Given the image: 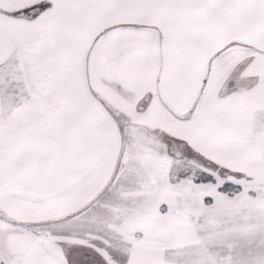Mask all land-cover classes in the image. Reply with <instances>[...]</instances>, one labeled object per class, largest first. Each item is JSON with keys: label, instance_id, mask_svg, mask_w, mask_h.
I'll list each match as a JSON object with an SVG mask.
<instances>
[{"label": "snow or ice", "instance_id": "snow-or-ice-1", "mask_svg": "<svg viewBox=\"0 0 264 264\" xmlns=\"http://www.w3.org/2000/svg\"><path fill=\"white\" fill-rule=\"evenodd\" d=\"M0 264H264V0H0Z\"/></svg>", "mask_w": 264, "mask_h": 264}]
</instances>
